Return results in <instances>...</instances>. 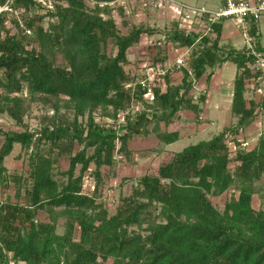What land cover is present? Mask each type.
Listing matches in <instances>:
<instances>
[{
    "label": "trees",
    "instance_id": "1",
    "mask_svg": "<svg viewBox=\"0 0 264 264\" xmlns=\"http://www.w3.org/2000/svg\"><path fill=\"white\" fill-rule=\"evenodd\" d=\"M47 1L51 9L37 0H0V115L19 129H0V190L6 194L0 264H264V207H253L264 179V137L251 148L242 137L264 112V94L259 102L246 97L261 75L248 69L256 60L251 50L220 46L222 21L213 35L200 38L176 22L164 29L128 26L124 8L109 5L117 0ZM115 13L128 33L118 28ZM8 15L18 16L14 34L5 28ZM258 23L249 21V35L264 56ZM156 35L190 54L185 67H166V45H156L152 62L166 73L147 102L138 75L127 69L128 53L143 36ZM56 54L65 65L55 63ZM225 63L238 68L231 103L236 123L172 154L156 173L123 179L131 191L109 213L100 201L105 169L132 164L135 139L159 126L167 129L160 137L165 146L185 139L180 128L168 131L181 124L184 110L203 124L207 91L196 95L195 87ZM31 105L45 111L36 129L25 121ZM16 146L26 169L11 173L5 162ZM158 154L137 151L141 159ZM87 173L91 192L85 191ZM224 195L220 210L213 198Z\"/></svg>",
    "mask_w": 264,
    "mask_h": 264
},
{
    "label": "rangeland",
    "instance_id": "2",
    "mask_svg": "<svg viewBox=\"0 0 264 264\" xmlns=\"http://www.w3.org/2000/svg\"><path fill=\"white\" fill-rule=\"evenodd\" d=\"M184 2L188 5H196V6H207L213 7V5H217L218 0H213L211 2H207L206 0H179ZM90 7H93L89 4ZM125 7V19L127 20L128 26L130 25H145L149 27H155L164 29L168 27L171 23V18L169 13L166 11H161L157 7L148 3V0H119L116 3V7ZM41 14H44L41 12ZM13 18L17 20L18 16L8 15L5 19V28L6 30L10 31L11 34L16 33L17 29L16 26L13 24ZM20 19V18H19ZM114 19L120 31L123 34L128 33L129 28L122 24L124 18L119 16L117 13L114 14ZM49 19L47 18L44 22L45 28L48 26L47 22ZM2 29H0V36L2 35ZM142 42V43H141ZM139 45H136L133 50L129 53V59L131 65L127 68L128 71L134 74H141L140 70L143 68L144 65L150 63L152 61L153 56L156 53V45L168 47V44H165L164 38L161 35H156L154 37H147L143 36ZM157 46V47H160ZM167 49V48H166ZM170 49L173 51L172 47ZM176 49V48H175ZM55 63L59 66L65 65V60L61 54H56ZM231 66V65H230ZM174 74V73H173ZM225 74V71H224ZM232 75H226L225 80H230ZM175 81L178 79H182L181 75H174ZM201 84H204V79L201 81ZM231 90L233 87V78L231 79ZM227 87V86H226ZM200 90V85L197 87ZM230 89V88H228ZM218 89L215 86L210 88L209 93V103H207V107L204 111V117H212V110L215 108V104L217 100H220L221 107L219 109V113L216 116V121L207 120L204 121L203 124L196 125L194 121V115L188 111L184 110L182 114V123L179 125L180 130L184 133L187 137L179 142L171 144L169 146H165L161 141L160 137L167 132L165 127L159 126L157 133L150 134L149 137L143 138L138 137L135 139L132 149L135 151V155L132 160V164H128L127 162H120L116 164L113 170L105 169V176H106V186L103 188L101 192L100 201L103 202L109 213L114 211L115 206L119 202L121 195H127L131 191L132 183L125 182L123 183V179H136L146 173H156L159 166L164 164L174 153L182 151L189 145L196 144L200 141H206L211 139L213 136L221 132V130L229 126L230 124L236 123V119L231 115V96L228 94L223 93L224 98L220 99L222 95V91H217ZM196 92V91H195ZM220 93V95H219ZM262 92L257 91H249L246 93L247 99L252 100H260L263 97ZM223 97V96H222ZM45 113L43 109H41L37 105H31V109L27 114L25 121L30 129H36L39 126L40 117ZM261 116H264V112ZM97 121L101 122L100 116H97ZM215 122V123H214ZM171 127L170 130H175L177 127ZM257 125V121L253 124L250 128L251 131L246 132L242 137L247 143V148L254 147L257 143L258 139L263 136L264 137V122L263 126L253 132L255 126ZM0 129L5 131L8 130H19L15 127L14 122L7 117L6 115H0ZM142 149H155L159 152V154L155 157H150L147 159H141L137 156V151ZM20 154V147L16 146L13 154L6 160L5 165L9 172L14 171H24L26 169L24 162L18 157ZM65 168V165H63ZM94 182L92 178H89V174H86L85 177V191L91 192L93 190ZM261 188L260 194L254 197L253 207L255 209H259L260 207H264V179L259 184ZM6 194L2 193L0 190V200L4 199ZM226 196H222L220 198H213V203L215 206L222 210L224 203H225ZM63 220L59 221V230L58 232L61 234L63 233Z\"/></svg>",
    "mask_w": 264,
    "mask_h": 264
},
{
    "label": "built area",
    "instance_id": "3",
    "mask_svg": "<svg viewBox=\"0 0 264 264\" xmlns=\"http://www.w3.org/2000/svg\"><path fill=\"white\" fill-rule=\"evenodd\" d=\"M12 1V0H10ZM43 6L52 8V3L47 0H37ZM116 2L109 3L110 6L116 7ZM148 3L157 7L161 11L169 13L171 22H176L179 29L185 32L186 35L197 34L200 38L203 36L213 35V25L220 23L223 20H234L237 27L241 30L246 46L256 57L254 63L248 65V69L252 72H260L261 75L253 78L248 86L251 91L264 93V56L254 49V42L249 35V21H261L264 18V0H257L252 3L248 0H220V6L212 9L205 6H194L185 4L179 0H148ZM93 6L96 3L90 2ZM105 4H100L104 6ZM125 10V7H123ZM4 9H0V13ZM189 54L184 55L175 62L177 67H185V59ZM138 75L137 83L141 85L147 92L143 98L147 102L153 100L152 88L162 81V77L166 73V68L155 65L151 60L150 63L144 65ZM134 74V73H133ZM136 84L127 85L128 88L134 87ZM141 105L136 107V111L141 109ZM127 113V112H126ZM123 121L124 115L119 116ZM242 142L243 139H241ZM243 146H247L244 142Z\"/></svg>",
    "mask_w": 264,
    "mask_h": 264
},
{
    "label": "crops",
    "instance_id": "4",
    "mask_svg": "<svg viewBox=\"0 0 264 264\" xmlns=\"http://www.w3.org/2000/svg\"><path fill=\"white\" fill-rule=\"evenodd\" d=\"M207 2H211L213 0H206ZM252 3H255L257 0H248ZM196 6V5H195ZM204 6V5H203ZM220 6V0H218L217 5H213V7H208V8H212L215 9L217 7ZM207 7V6H205ZM258 32L260 34V46L261 48L264 50V18L261 19V21H259L258 23ZM142 43V42H141ZM167 60L165 62V66L166 67H172L175 65V62L180 59L181 57H183L184 55L190 54V51L187 48H180L174 44H170L168 43L167 45ZM220 46L222 47H226V48H232V49H236V50H241L246 46L245 40L243 39L241 30L237 27V24L234 20H223L222 21V32H221V36H220ZM170 47H172V49H174L173 51L170 49ZM135 47H133L132 49H130L129 53L131 52V50H133ZM176 48V49H175ZM129 53H128V59H129ZM130 61V59H129ZM231 65V66H230ZM225 71V74H224ZM211 73V82L209 84V87L206 85V75ZM238 73V68L236 67V65L231 64V63H225L220 67L215 68L214 70H208L207 74L199 81V83L196 85L195 87V91H196V95H199L200 93H203L205 91H207V102L202 106L203 108V113H202V117L204 120H207L208 122L210 121H216V116L219 113V109L221 107L222 103L220 102V100H217L216 104H215V108L212 110V117H208L205 118L204 117V111L207 107V103H209V93H210V88L212 86H215L218 90V92L222 91V95L220 96V99L224 98L223 93L228 94L231 96H233V87L231 90V79L233 78V86H234V79L236 77ZM180 73H175V75H179ZM232 75V78H230V80H225L226 75ZM181 75V74H180ZM174 76V75H173ZM204 79V84H201V81ZM175 80V79H174ZM181 81V79H178L176 81V83H179ZM200 85V90H198V86ZM227 86V87H226ZM230 88V89H228ZM219 93V95H220ZM223 96V97H222ZM256 102H259L260 100H255ZM232 103V100H231ZM230 110H231V106H230ZM184 113V111H182L180 113V115L182 116V114ZM194 115V114H193ZM219 116V115H218ZM183 119V118H182ZM263 122H264V116H259L258 120H257V125L255 126L253 130V132H256L257 130H259L262 126H263ZM182 123V122H181ZM215 123V122H214ZM175 127V126H174ZM177 128L175 130H177L179 128V126H176ZM171 128L168 129V131H173L170 130Z\"/></svg>",
    "mask_w": 264,
    "mask_h": 264
}]
</instances>
